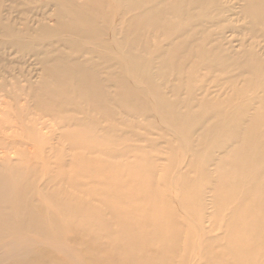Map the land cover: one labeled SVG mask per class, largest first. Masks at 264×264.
I'll return each mask as SVG.
<instances>
[{"label": "rangeland", "instance_id": "obj_1", "mask_svg": "<svg viewBox=\"0 0 264 264\" xmlns=\"http://www.w3.org/2000/svg\"><path fill=\"white\" fill-rule=\"evenodd\" d=\"M129 1L0 0V73L7 79L8 74L13 76L10 81H15V83L13 87L9 85L8 88L12 87L13 94L18 92L19 95L12 97L14 98V101L11 100L12 108L18 104H33L31 103V91L48 77V69L54 71L58 66L73 71L75 67H78L86 70L87 75L88 73L92 75H88L86 79L84 75L75 79L69 74L63 84H57L55 81L48 82L50 87L64 92L68 100L58 97L51 98L48 94L44 95L45 91L44 94L38 93L40 95L36 96V99H41L43 102L41 104L45 108L49 109L51 106L58 105L63 109L62 111L68 110L65 115H74L79 119L90 117L92 120L86 119L78 125L67 124L60 129V118L64 116L63 113L61 116L58 115V119L49 116L44 118L46 123L51 122L52 129L58 128L56 132L64 134L62 138L54 135V138L45 141V145L54 147L55 152L58 151L60 155H63L66 162L63 167L59 168V160L53 158L54 151L49 150L44 153L46 157L38 165L43 175L38 173L34 193L50 212L54 210L58 214V210H64L63 212L67 214L59 215L61 224L59 234L52 231L49 236H40L21 230L18 224L10 227L0 235V264H14L18 256L36 248L44 250V253L40 255L42 259L47 257L53 258L54 263L60 259L63 264H82L78 261L72 247L79 248L80 244L84 247L81 240H76V238L83 236V232H86L89 226L94 225V222L80 224L79 221L69 219L71 213L65 209L70 202L65 201L60 194L61 188L75 198L80 197L83 203L100 206L105 211L107 207L101 203V195L104 194L103 192L108 193L114 189L121 194L125 203L131 204L134 208L140 207L128 224L132 225L142 217L153 216L155 210V227L165 232L171 226L164 216L172 206H177L178 209L179 185L187 184L184 187L185 191H192L194 187L191 179L200 178L193 173L194 168L187 164L191 152L186 151V147L197 141L201 143L200 160L198 159L195 166L200 165L201 160L208 153L212 154L213 162L209 169L214 179L227 178L238 170V166L229 165L226 162L233 156L231 150L218 149L219 145L227 141L228 132L222 131L215 136H199L201 129L217 121L215 117L217 112L201 104L205 98L212 104L220 102L217 104L219 109L222 113H226L228 107L221 103L223 99H232L233 104L238 105L242 102L240 97L246 99L257 95L259 91H262L259 83L264 82V76H256L248 70L238 75V71H233L232 66L222 68L208 59L197 58L195 54L201 48L210 46L209 41L203 43L204 41L198 38L184 50L185 56L178 58L176 63L169 59L163 62L162 57L155 59V49L159 47L167 49V35L175 31L185 32L187 25L193 22V19L207 26L206 29L203 27L199 31V37L202 35L211 37V45L219 40L220 45L229 47L231 52L239 51L240 46L235 40L238 36H235L233 32L226 30L223 40L216 37L225 25L235 24L233 20L236 16L230 15L229 20L223 24H213L219 15L216 4L221 0H208L204 7L191 2L186 6L187 11L196 17L186 19L177 15L171 8L175 5L186 4L187 0H141L143 4L137 6L131 5ZM224 1L233 5L237 0ZM165 8L168 10L165 14L159 11ZM251 9L252 12H258L255 7ZM124 11L126 13L123 15ZM137 15L147 20L142 24L143 35L135 39L139 35L136 30L125 39L123 30L128 26V20ZM151 18H155V22L161 21V25L153 26ZM262 19L264 20V14H262ZM107 20L110 24L101 27V30L91 29L94 24L97 28L102 23L106 24ZM254 26L258 33H264L261 31H264L262 25ZM129 47L132 53L137 54L134 61L140 65V71L146 68L151 73L149 78L142 77L139 70L136 69V71L129 67L127 60ZM187 50L194 55L191 57L186 55ZM134 61L132 59V62ZM194 63H196V68L193 71L186 70L188 64ZM90 79L95 80L96 89L100 92L98 94L99 106L92 103L89 96L91 93L76 89L77 85L85 84ZM254 79L256 83L253 84ZM131 80L135 82L134 87L143 93L147 103L146 107L134 109L126 102L117 103L112 97L114 93L123 89V81ZM173 87L176 88L173 90ZM157 97L167 100V108L158 109L155 106L154 100ZM5 101L8 99L6 98ZM175 101L180 102L181 106H178V111L184 116L194 113L207 120L201 125L193 122L191 126L176 123L172 120L173 108L171 107V103ZM255 105L257 103L246 110L247 116L253 113ZM261 125L258 128L264 132V118L261 119ZM197 128L201 129L190 134L192 129ZM93 129L98 132L93 133ZM76 161L93 168L86 174L77 176L80 181L79 185L65 181L66 177L74 174L76 167H81L75 163ZM109 166L120 172L118 173L120 178L105 183L110 173ZM188 170L190 172H187ZM22 179L25 178H13L16 182H21ZM119 181L126 183L125 186L122 187ZM149 181L154 182L152 188L149 187ZM200 181H202L201 178ZM170 182H177V185H172ZM39 185H44L43 192L37 189ZM230 187L232 186L225 188ZM18 188L19 186H14V189ZM153 189L155 191H152ZM232 189L238 192L237 188L232 187ZM227 190L230 191V189ZM152 194L155 195V200L150 198ZM213 194L220 198L223 197L222 200L227 199L221 201L223 204L215 206L211 201ZM224 195L225 192L222 191H217V193L211 191L204 194L203 216L199 220H192L191 213L184 216L185 219H183L182 228L178 234L180 240L186 241L200 236L201 232L197 227L199 224L209 234L222 232L223 226L226 225L223 219L228 217L230 220L234 216L231 214L229 218L227 211L236 203L235 200H230L228 195ZM166 204H170V208L166 209ZM12 205L8 203L6 209L3 206L0 213L12 211L15 214ZM190 208L193 210L196 206H190ZM182 209L185 210L183 206ZM243 221L247 219L243 218ZM55 234H57L56 238ZM82 240H85L84 237ZM98 240L105 244L104 248L103 244L100 249L89 246V250L97 258H101L104 264H109L113 256L116 260L112 264H126L124 258L128 251L113 246L114 241L107 237H99ZM6 246L7 249H5ZM148 248H150L149 253H146L149 256L157 252L158 246L150 245ZM142 249L139 242L133 246L134 253H139ZM177 252L178 255L191 259L194 264H205L198 254L199 249L196 245L188 247L181 244ZM106 257L110 258V262Z\"/></svg>", "mask_w": 264, "mask_h": 264}, {"label": "bare ground", "instance_id": "obj_2", "mask_svg": "<svg viewBox=\"0 0 264 264\" xmlns=\"http://www.w3.org/2000/svg\"><path fill=\"white\" fill-rule=\"evenodd\" d=\"M130 1L131 5L134 6L142 3L141 0ZM206 1L208 0H187L186 4L175 5L171 9L177 15L185 17V19L187 17L194 18L196 16L187 11L186 6L190 5L192 2L197 6L204 7ZM83 6L86 7V5ZM216 6L219 15H217L216 18L217 21L216 19L214 22L210 20L213 24H223L225 21L229 20L230 15L236 16L233 20L235 24L232 26L225 25L221 28V31L216 34V37L223 40L226 30L233 32L235 36H238V39L235 40L240 46L239 51L236 50L235 53L231 52L229 47L221 46V41L219 40L214 42V45H211V37L204 35L199 37V31H201L203 27L206 29L207 26L200 24L199 20L193 19V22L187 25L185 32L175 31L172 32L173 34L171 35L167 33V49L163 47L155 49V59L157 57H162L163 62L169 59L176 63L178 58L183 55L185 56L184 50L198 38L202 39L204 41L203 43L209 41L208 43L210 46L203 49L201 48V50L195 54L197 58L208 59L217 65L219 64L222 68L232 66L233 71H238V75H241L244 70H248V72L256 76H264V33H258L254 26L258 24L262 25L264 28V20L262 19V14H264V0H237L233 5L221 0L217 2ZM253 7H255L258 12H252L251 8ZM159 11L165 14L168 10L165 8V10L159 9ZM125 13L126 11H124L123 15ZM145 19L146 18L140 15L130 18L127 22L128 26L123 30L125 39H127L132 31L136 30L139 35H137L135 39H139L144 32L142 24L147 21ZM150 20L151 24L155 27L161 25V21L158 20L155 22V18H151ZM108 24H110L109 20H107L106 24H100L101 26L98 24V28L96 24H94L91 29L99 31L101 27H106ZM261 31L264 32L263 30ZM145 48L147 47L145 46ZM127 52L129 54V58L127 59L129 61V67L140 71V65L134 61L137 54L132 53L130 47L127 49ZM186 55L191 57V55L194 54H190L187 50ZM132 59L134 62H132ZM56 68L57 70L54 71L48 69V77L45 78L38 87H34L33 91H31V103L33 102V104H18L13 108L11 100L14 101V98L12 97L19 96L18 92L13 94L14 90L12 89V85H14L15 81H10V78H13L11 74H8L9 78L7 79V77H4V75L0 73V210L3 206H5L4 209H6V205L10 203L13 204L12 206L15 212V214L12 213V211L0 213V235L5 233L10 227L18 224L23 231L32 232L40 236H49L52 231L58 233V231L61 230L59 215L67 214L63 212L64 210H58V214L55 213L54 210L50 212L34 193V189H36L37 186L38 173L42 174L38 165L40 161L46 157L44 153L53 150V158L59 160V168L63 167L66 162L64 160L65 157L60 155L58 151L55 152L54 147L52 148L50 145H45L49 139L54 138V135L62 138L64 134L63 132H56L58 130L57 127L56 130L52 129L50 125L51 122L46 123L47 121L44 118L49 116L58 119V115L61 116L63 113L64 116L60 118V129L67 124L75 123L78 125L85 122L86 119H92L90 117L79 119L74 115H65L68 110L62 111L63 109L58 105H54V107L51 106L49 109L45 108L41 104L43 103L41 99H36V96L44 94L45 91L44 95L48 94L51 98L58 97L68 100L64 92H61L60 89L56 90L50 87L48 82L55 81L57 84H63L66 76L69 74H71L70 77H74L75 79L81 75H84L86 79L88 75L91 74L88 73L87 75L85 73L86 70L78 67H75L73 71L58 66H56ZM195 68L196 63L191 65L188 64L186 70L193 71ZM183 70L184 69H182V71ZM150 74L151 73L146 68L140 71V75L144 78H149ZM133 81H123V89L116 92V94L114 93L112 97H114L117 103L119 101H121V103L126 102V104L134 109L136 107H146L147 103L143 93L134 87L135 82ZM254 83H256V79L253 80V84ZM259 84L262 91L246 99L240 97L242 102L238 105H234L232 99H223L221 103L228 107L226 113H222L219 109V105L217 104H220V102L212 104L206 98L203 100V104H201L203 107L217 112L215 116L217 117V121L211 123L204 129L199 128L201 129L199 136H215L222 131L228 132L227 141L225 144L222 143V145H219L218 149H222L223 151H227V149L231 150L233 156L226 162L229 165L238 166V170L227 178L214 179L210 175L211 170L209 169V166H211L213 162L212 154L208 153L201 160L202 163L195 166L194 164H197L200 157L201 143L197 141L186 148L184 145H181L186 151L191 152V157H189L187 164H189L191 168H194L193 173L200 177L202 181H200V178L193 177L191 179V184L194 187H192V191H185L184 187L187 184L179 185L180 187L177 190V195L180 197L178 200V209L177 206H172L164 216L165 220L168 221L171 226L168 231L162 232L161 228L155 227V210L153 216L142 217L137 219L132 225L128 224V221L133 217L135 211L140 210V207L134 208L131 204L125 203L121 198V194L114 189L108 193L103 192L104 194L101 195V203L107 207L105 211L100 206H91L88 203H83L80 197L75 198L67 194L65 189L61 188V190H59L60 194L64 197L65 201L68 200L70 202L67 204V209H65V211L71 213V218L69 219L76 222L79 221L80 224L94 222V225L89 226L86 232H83V236H78L76 238V240H81L84 247L81 244L79 248L71 246L78 261L82 264H104L101 258H97L95 254L89 250V246L100 249L103 243L100 242L98 238L107 237L114 241L113 246L124 248L128 251L124 258V263L126 264H194V262L191 259H187L186 256L178 255L177 251L181 244L188 247L196 245L199 249L198 254H200V258L203 259L205 264H264V132L258 128L261 125V119L264 118V82L260 81ZM9 85L12 86L10 89L8 88ZM96 87L97 84H95V80L90 79L87 80L85 84L77 85L76 89L77 91L91 93L89 96L93 101L92 103L99 106L98 94L100 92ZM175 88L176 87H173V90ZM38 93L40 94L38 95ZM239 95L242 94L239 93ZM6 98L8 101H5ZM15 101H17V99ZM166 101L167 100L163 98L157 97L154 100V104L158 109L167 108L168 104ZM254 103H257V105L254 106L253 113L247 116L246 110L251 105H254ZM179 105V101L171 103V107L173 108L172 120L176 123L191 126L193 122L200 123L201 125L207 120V118L199 117V114L194 113L184 116L178 111ZM199 129H192L190 134L197 132ZM93 131V133L98 132V130L94 129ZM227 143L229 144L228 146ZM75 163L81 165V167H76L74 174L70 177H66L65 181L67 183L79 185L80 181L77 176L86 174L93 168L82 165L78 161ZM109 171L110 173L106 177L105 183H110L113 179L117 180L120 178L118 174L120 172L115 168L109 166ZM187 172L190 171L188 170ZM14 177H23L25 179H22L21 182H16L13 180ZM62 178L64 177L62 176ZM120 183L122 187L126 184H123V182ZM148 184L151 188L154 186L153 181H149ZM170 184L177 185V182H170ZM192 185H190V187ZM14 186H19V188L16 190ZM228 186L237 188L238 192L234 191L232 187L225 188ZM39 187L37 189L43 192L44 185H39ZM227 189H230V191ZM152 191H155V189ZM211 191H215V193H217V191L225 192L224 196L228 195L230 200L236 201L235 205L228 210L229 212L227 211L228 216L231 214H234V216L231 217L230 220L228 217L227 219H223V223L225 221L224 224L226 225L223 226V230L219 234H209L203 229V226L199 224L197 227L200 229V236L195 239H187L186 241L180 240L178 234L179 231H181L183 219H185L184 216L191 213L193 217L192 220H199L203 216L204 194ZM37 192L39 191L37 190ZM150 198L155 200V195L152 194ZM222 198L223 197L220 198L216 194H213V196H211V201L215 206H219L223 204L221 201L227 199L224 198L222 200ZM166 205V209L171 206L170 204ZM189 205L196 206V208L191 210ZM182 206L185 210L182 209ZM178 211H180L181 214ZM243 218L247 219V221H243ZM147 224L149 226H147ZM56 236L57 234H55L54 237L56 238ZM85 236H87V238H85ZM83 237L85 240H82ZM137 242L142 245L143 249L139 251V253H134L135 250H133V246L137 244ZM150 245H156L158 248L157 252L155 251L156 253L149 254V257L146 252L149 253L150 248L148 247ZM7 246L5 249H7ZM104 247L105 244H103V248ZM43 253L44 250L42 248H36L18 256L14 264H63L60 262V259H58L56 263H54L53 258L45 257L42 259L40 255ZM106 259L110 262L109 257H106ZM115 260L116 258L114 259L112 256L110 263H114Z\"/></svg>", "mask_w": 264, "mask_h": 264}]
</instances>
